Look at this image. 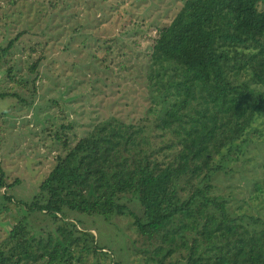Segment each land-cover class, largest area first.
I'll return each instance as SVG.
<instances>
[{
  "label": "trees",
  "instance_id": "16d2710c",
  "mask_svg": "<svg viewBox=\"0 0 264 264\" xmlns=\"http://www.w3.org/2000/svg\"><path fill=\"white\" fill-rule=\"evenodd\" d=\"M263 4L185 0L152 37L147 83L159 114L152 107L139 125L109 118L60 157L31 203L17 204L55 230L35 233L24 217L0 243V264H119L72 215L132 218L151 264H264V219L230 214L213 184L264 144Z\"/></svg>",
  "mask_w": 264,
  "mask_h": 264
},
{
  "label": "rangeland",
  "instance_id": "374dc122",
  "mask_svg": "<svg viewBox=\"0 0 264 264\" xmlns=\"http://www.w3.org/2000/svg\"><path fill=\"white\" fill-rule=\"evenodd\" d=\"M184 3L0 0V50L19 38L9 55L0 52V95L25 101L0 97V169L5 174L0 243L24 217L35 233L55 230L53 222L17 204H30L58 159L97 125L112 117L139 125L151 109L159 114L162 106L152 103L147 83L152 37L172 23ZM39 59L45 60L32 73ZM156 143L161 146L159 139ZM228 171L219 173L213 184L216 195L229 202L230 214L264 219V144L251 143L244 156H234ZM5 194L13 200L7 201ZM72 218L92 230L116 263H152L137 253L142 239L135 234L132 218ZM97 258L88 257V264Z\"/></svg>",
  "mask_w": 264,
  "mask_h": 264
}]
</instances>
